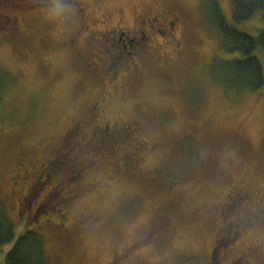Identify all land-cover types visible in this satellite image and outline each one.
Returning <instances> with one entry per match:
<instances>
[{
    "label": "rangeland",
    "instance_id": "obj_1",
    "mask_svg": "<svg viewBox=\"0 0 264 264\" xmlns=\"http://www.w3.org/2000/svg\"><path fill=\"white\" fill-rule=\"evenodd\" d=\"M79 1L0 0V196L16 232L0 246V264L26 230L43 235L46 264H210L219 237L229 241L215 253L217 264H225L238 244L223 229L235 213L222 210L228 189L243 181L264 199V86L235 91L212 78L213 63L241 53L223 47L202 10L204 0H104L103 9L89 11L99 15L97 23L83 17L95 0ZM218 2L239 30L257 36L264 27L261 12L238 23L232 0ZM161 7L181 12V21L169 35H158L160 51L125 58L115 83L106 84L100 121L135 130L122 156L110 158L94 146L83 150L79 136L61 142L105 82L93 60L107 57L110 42L92 31L133 24L136 14ZM120 40H111L110 59L130 51L129 36ZM254 54L264 66L263 48ZM67 140L80 146L77 159L87 156L84 178L71 177L48 196L44 184L20 207V179H33ZM137 149V160H128ZM63 164L50 179L66 171ZM68 194L67 204L62 198ZM40 201L47 211L32 220ZM54 208L66 209L67 217H58ZM252 229L256 264H264V219Z\"/></svg>",
    "mask_w": 264,
    "mask_h": 264
},
{
    "label": "flooded vegetation",
    "instance_id": "obj_2",
    "mask_svg": "<svg viewBox=\"0 0 264 264\" xmlns=\"http://www.w3.org/2000/svg\"><path fill=\"white\" fill-rule=\"evenodd\" d=\"M77 1L78 4L81 2L79 0ZM103 5L105 6L104 0L93 1L87 6L90 8L83 17H87V19H90L89 21H94L95 23L100 22L99 15L96 17L95 12L94 14H91L89 11L93 8L100 11L103 9ZM148 9L149 10L146 9L140 14H136L134 17L135 23L133 22V24L124 23L119 25L116 23H110L109 25H106L104 30L101 28H95L92 31L91 35H94L95 37H101L105 40L107 39L110 42V46L105 42L106 46L104 50L107 54V57L101 55V57H99L98 55H95L93 60L94 65H99L98 67H101L99 70L101 71L102 69L104 71V74L101 75L97 69L98 71H95V74L100 75V79L105 80V82H102V85L96 89L94 95L91 97L87 112H85L84 115L79 116L78 120L71 127L66 129L65 133L61 136V142H64L66 137L70 136L72 131L78 127L82 129L79 139L83 141L84 147L82 146L81 149L90 151L94 146V152L103 151L104 154L106 156L109 155L110 158L122 156L123 144L125 141L130 139L131 133L135 131L133 129L134 127L127 123L117 124L114 121H100V117L103 113V108L108 96L106 84H114L117 80L116 77L118 76L117 74L119 72V70H117L116 73L112 71V64L114 61L122 59L123 56L129 59L135 58L136 55L141 54L142 59L143 57H147L149 52H155V50L158 49V51H160L162 45H160L157 40L158 35H169V31L174 29L177 23L181 21V16L179 15L181 12L179 11L174 13L171 9L163 7L158 9ZM34 20L35 19H33V21H29L25 24V26H31ZM163 31L165 33H163ZM121 35L129 36V46L131 50L125 51L126 55L117 54L115 58L113 54L110 59L111 50L115 45L113 42H111V40H117L118 44H121ZM107 36H109V39ZM118 47L120 46L118 45ZM89 61L90 59L88 58V62ZM132 63L138 66H141L142 64V62L137 59H134ZM138 148L143 149V146H139ZM65 149L66 146L63 145L56 150L51 151L49 153V159H58L59 157L63 158ZM78 149L79 148H77V150ZM77 150L73 151L72 157L65 161L68 166L66 167V171L63 172L61 176L59 175V179H50L51 176L49 173L46 174L45 171L44 175H36L35 177L33 176V179H26L25 181L23 179L20 180V185L18 188L19 190L17 191L20 207L21 205L28 203L27 201L29 200L31 193L34 190L41 188L44 184L48 183L49 185V190L47 192L48 196L56 192V190L63 184L68 183L70 178L73 176H78V178L81 177V179H83L87 173V170L83 171L81 168L84 162L87 161V156L85 155L84 157V155H82L79 159H77V154H75ZM129 156L130 157L127 156L128 160L130 159L131 161L135 162L140 156L139 150L137 149L135 153H132V155ZM44 165L42 168H44ZM258 192L259 191L257 189L255 190L254 188L247 187L243 181L237 180L230 186L225 195V202L222 204V210L233 209V213H235L232 218L230 217L224 222L223 229L225 230L228 228V231H230V236H232L231 238L238 240V244L236 245L237 248H235L229 258H227V262L225 264H256L255 258L258 252V244L255 243L251 238L253 231L252 226L254 225L255 221L259 219V217L264 219V199ZM71 198L72 195L68 194L63 196L62 199L63 201L66 199L68 204ZM40 202L42 203V201ZM40 202L38 206H40ZM254 210H257L256 213L259 212L257 216L252 212ZM66 215L67 210L65 209L64 218L67 217ZM221 239L222 238L219 237L218 243ZM218 243L212 248V255L210 258H212L214 252L216 251ZM210 264H214L212 259L210 260Z\"/></svg>",
    "mask_w": 264,
    "mask_h": 264
},
{
    "label": "trees",
    "instance_id": "obj_3",
    "mask_svg": "<svg viewBox=\"0 0 264 264\" xmlns=\"http://www.w3.org/2000/svg\"><path fill=\"white\" fill-rule=\"evenodd\" d=\"M66 1L68 0H65V2ZM204 2L206 5L202 6V10L211 17L215 28L221 35L223 47L227 51H239L241 53V56L233 57L228 60L219 59L217 62L213 63L211 68L212 78L224 85L227 89H233L235 91L260 90L264 86V66L259 57L254 54V51L259 46L264 50V27L257 36L250 35L239 30L227 21L218 0H204ZM68 5H70L69 2ZM76 5H78V3ZM232 7L234 22L239 23L246 21L259 12L262 13L264 19V0H232ZM171 10L174 13L178 12V10ZM125 53L124 55H126ZM125 58L126 57L123 56L122 59L114 61L112 64V71H114V73L119 70ZM81 133L82 129L77 127L66 139L77 138ZM69 141L70 140H67V143L65 142L67 151H64V157H59L58 159L48 158L43 162V165L45 164L46 166L44 165V168L39 169L34 177L36 175H44L45 171L46 174L49 173V175H52L58 172V170L63 169V163H66L65 161L72 157L73 151L80 147L76 141L71 140V143H69ZM19 163L25 165L26 161L22 158ZM81 169L83 170V167ZM73 177L77 178L78 176ZM22 179L25 181L27 177L24 176ZM37 192L38 190L36 189L31 193L29 196L30 201L34 199ZM41 205L42 203L38 206L36 210L38 212L32 220H34L38 214L46 213L47 210L41 209ZM51 211L55 212L58 217L65 219L64 211L61 212V208H54ZM15 235V224L8 217L4 202L0 196V246L12 242ZM228 244L229 241L223 238L219 241L217 252L213 254L212 261L214 264L218 263L217 259H215L217 258L215 253H218L221 249L224 250ZM45 254V240L43 235L33 230H26L8 250L5 256V264H46L47 257Z\"/></svg>",
    "mask_w": 264,
    "mask_h": 264
}]
</instances>
